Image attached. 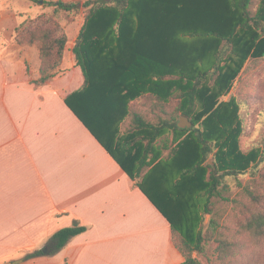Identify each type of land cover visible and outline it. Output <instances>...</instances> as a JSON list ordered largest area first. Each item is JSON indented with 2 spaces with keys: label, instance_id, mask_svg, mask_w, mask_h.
I'll list each match as a JSON object with an SVG mask.
<instances>
[{
  "label": "trees",
  "instance_id": "obj_1",
  "mask_svg": "<svg viewBox=\"0 0 264 264\" xmlns=\"http://www.w3.org/2000/svg\"><path fill=\"white\" fill-rule=\"evenodd\" d=\"M251 1H44L53 7L51 12L26 18L14 29L16 44L36 45L38 49L39 75L31 78L30 82L41 86L53 80L64 58L68 37L59 16L79 10L83 12L84 22L78 34L80 44L72 47V53L84 81L65 97V102L135 180V184L150 165L154 151H167L166 158H172L170 163L179 172L172 187L177 196V200L171 197L174 207L183 208L186 198L188 200L193 192L205 197L204 212L211 213V217L206 229H198L195 238L188 239L184 230L178 232L172 219L167 218L171 224L172 241L183 256L180 264H200L193 253L201 254L211 239L217 243L220 261L234 245L235 235L221 221L222 212L214 211V199L222 200L228 206L232 203L231 212L247 214L240 227L242 231L264 238V208L257 210L264 201V171L258 169L264 155L262 153L256 162V153H250L249 159L239 153L236 135L242 125H238L239 129L234 126V131L229 132L222 142L220 126L211 125L216 115L217 100L209 81L223 88L233 77V73H223L222 68L226 64L227 53L235 44L234 38H239V29L249 34L244 42L251 60L264 59V0H261L258 10L251 8ZM202 15L207 19L206 23L198 21ZM197 26L203 29L197 31ZM179 31L191 37L197 34L213 37L212 44L205 43L201 47L202 56L215 44L211 67L202 71L197 69V73H193L185 68H190L195 58L185 55L178 62L179 40L173 36ZM167 60L171 68L177 67L184 73L172 77L162 71L161 63L166 64ZM150 69L158 81L167 80L175 84L176 91L170 90L169 98L145 94L140 90L139 86L145 83L144 78ZM123 88L126 91L122 94ZM137 96L136 101L129 103L128 98ZM229 105L237 116L238 103L232 101ZM180 115L191 121V128L177 127ZM116 119L123 120L125 125L126 136L121 143L113 141L111 122ZM209 158H213V162L204 165ZM248 169L252 176L259 174L258 178L246 183L240 193L230 199L224 194L229 189L226 178L237 179L247 174ZM175 219L183 225L192 222L184 216ZM87 228L74 219L69 226L58 229L48 238L46 253L37 249L21 258L27 260L39 255H52Z\"/></svg>",
  "mask_w": 264,
  "mask_h": 264
},
{
  "label": "crops",
  "instance_id": "obj_2",
  "mask_svg": "<svg viewBox=\"0 0 264 264\" xmlns=\"http://www.w3.org/2000/svg\"><path fill=\"white\" fill-rule=\"evenodd\" d=\"M17 1L0 0V264L42 249L74 219L87 230L56 253L19 264H180L169 215L149 191L171 216H185L168 198L170 179L179 176L172 158L155 150L162 160L153 164V156L135 184L65 102L84 81L70 50L71 67L48 84L30 82L39 58L14 42ZM122 121L115 143L126 136Z\"/></svg>",
  "mask_w": 264,
  "mask_h": 264
},
{
  "label": "rangeland",
  "instance_id": "obj_3",
  "mask_svg": "<svg viewBox=\"0 0 264 264\" xmlns=\"http://www.w3.org/2000/svg\"><path fill=\"white\" fill-rule=\"evenodd\" d=\"M44 1L49 2L56 0H39L38 3L32 2L30 0H18L17 7H19L18 12L20 16L12 19V25L16 26L24 19L33 18L41 13L51 12L53 7ZM64 1L70 2L77 0ZM79 1L84 2L87 0ZM251 2V8L253 10H258L260 8L261 0H252ZM203 16L204 15H202L201 18H197L200 23H206L205 20L207 19L205 17L202 18ZM198 21L197 25H200ZM59 22L64 27L68 37L65 46V57L62 62V66L60 67H62V69H67L68 67H71L70 64L72 61H74L72 47L74 45L80 44L78 34L79 29L84 22L83 12L79 10L69 14H61L59 16ZM202 29L203 28L201 26H197V31ZM237 33L239 38H234L235 44L232 46V50L227 53L226 64L224 68H222L223 73L224 71H226L228 74L233 73V77L231 79L230 77L228 78L230 80L223 88H220L216 83L209 81V87L211 91L216 93L215 98L217 100V104L215 106L216 115L212 118L211 125L214 127L220 126L219 128H221V130L219 132L221 133V142L226 139V135L229 132L234 131L232 130L234 126L237 125L236 127H238L239 124L240 126L242 125L243 128H241V130H239L240 132L236 135L237 150H239V153H241L246 158L249 157L248 155L250 153H256L255 159L256 162H258L261 154L263 153L264 155V59L252 61L250 58V53L247 54L246 52L247 45L245 44L246 42H244L249 34L247 35L246 32L240 29L237 31ZM173 38L179 40V45L177 48L178 52H176V57L178 54V62H180V59H183L185 55H189L190 58H195L189 65L190 68L185 69H189V71L192 70L193 73H197L198 70L202 71L211 67L215 44L206 55L202 56L201 47H203V44L205 43L209 45L212 44V36H202L197 34L196 36L191 37L189 34L179 31L175 37L173 36ZM23 46H26V49H31L30 52L32 54L38 55V49L36 45L30 46L31 48H28V45ZM69 50L71 51L73 57L72 59L69 58ZM200 56L202 58L199 60L198 57ZM166 57L168 58V51L166 52ZM161 70L170 74L172 77H176L181 73H184L177 67L171 68L168 64V60L166 64H164L162 61ZM153 73L154 71L150 69L149 74L144 78L145 83L139 86L141 87L140 90L143 93L160 94L167 97L170 90L174 92L176 91L174 88L175 84L167 80L158 81ZM125 91L126 90L123 88L122 94ZM138 97L139 96L135 98H128L129 103L136 101ZM168 98L165 99L166 102H168ZM232 101L238 103L237 116H235L233 109L229 105V103ZM124 117H126V115H124ZM221 118L222 121H220ZM120 123L121 119H116L114 122H111V128L113 129V134L116 136L117 141L122 139V136H120L122 131L120 132L119 130ZM155 153L156 154L152 161L153 164L157 163L159 160H162L161 156L159 157V152L156 151ZM212 162L213 158H209L204 162V165L210 164ZM258 169L264 171V158L262 162H260ZM248 171L249 172H247V174L241 175L237 179L232 177L226 178L225 182L229 186L228 191L224 193L226 196H228L230 199L236 197L246 183L253 180L254 178H258L259 174L252 176L249 169ZM177 177V174L174 175L175 182L176 179H178ZM172 179H170V193H168V195L169 199L173 202L174 200L171 197H175L177 200V196L176 191L172 190V184H175ZM149 191L158 201L159 205L162 206L165 213L172 219L175 229L178 232H182V230H184V234L188 239L195 238V234L198 229H206L211 217V213L204 212V196L199 195L198 192H193L187 200L186 195L184 194V198H186L187 201V203L183 205V211L187 210V212L184 214V217H188L192 222H188L186 225H183L177 219H175V217L171 216L172 213L170 214V210L162 204L159 196L152 189ZM231 208L232 203H230L228 206L224 201L214 199V211L222 212L221 221L223 224L226 223V225L229 226L231 233L235 235V243L230 248L224 259L222 261L219 260L220 257L217 243L213 241V239L204 245V251L201 254L194 252L193 255L197 257L200 264H264V238L253 237L249 233L242 231L240 227L241 224L244 223L247 214H240L236 211L231 212ZM263 208L264 201L260 206L257 207V210Z\"/></svg>",
  "mask_w": 264,
  "mask_h": 264
},
{
  "label": "water",
  "instance_id": "obj_4",
  "mask_svg": "<svg viewBox=\"0 0 264 264\" xmlns=\"http://www.w3.org/2000/svg\"><path fill=\"white\" fill-rule=\"evenodd\" d=\"M177 127H179L180 129H189L192 127V123L186 116L180 115L177 121ZM41 250L43 253L47 252L46 247H43ZM21 261H22V258H19V259H15L13 261L2 263V264H19Z\"/></svg>",
  "mask_w": 264,
  "mask_h": 264
}]
</instances>
